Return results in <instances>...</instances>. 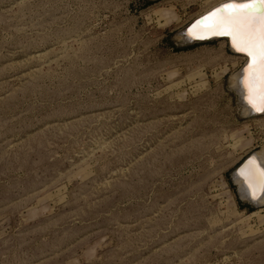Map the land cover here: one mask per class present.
Instances as JSON below:
<instances>
[{
  "label": "rangeland",
  "instance_id": "obj_1",
  "mask_svg": "<svg viewBox=\"0 0 264 264\" xmlns=\"http://www.w3.org/2000/svg\"><path fill=\"white\" fill-rule=\"evenodd\" d=\"M218 1L0 0V264H264L245 59L180 40Z\"/></svg>",
  "mask_w": 264,
  "mask_h": 264
},
{
  "label": "snow or ice",
  "instance_id": "obj_2",
  "mask_svg": "<svg viewBox=\"0 0 264 264\" xmlns=\"http://www.w3.org/2000/svg\"><path fill=\"white\" fill-rule=\"evenodd\" d=\"M199 28L200 32L193 29ZM189 30L194 38L228 36L233 48L249 60L240 81L246 89L247 103L257 112H264V0H232L217 7ZM239 175L247 184L251 195L264 192V173L259 172L255 161L242 169Z\"/></svg>",
  "mask_w": 264,
  "mask_h": 264
},
{
  "label": "bare ground",
  "instance_id": "obj_3",
  "mask_svg": "<svg viewBox=\"0 0 264 264\" xmlns=\"http://www.w3.org/2000/svg\"><path fill=\"white\" fill-rule=\"evenodd\" d=\"M213 1V0H210ZM232 2V0H219L218 2H216L215 4H213L212 6H210L207 10H205L203 13H201L200 15L196 16L194 19L201 17L202 18L204 16H206L208 13H210L211 11H213L214 9H216L217 7H220L223 4L226 3H230ZM237 2H242V0H237ZM193 19V20H194ZM196 23H194L192 25V27L190 29H193V26L196 25ZM194 32H200L201 29L196 28L193 29ZM213 35H209L206 32L203 33V37L204 38H210ZM183 42H190L192 39H196L194 38V36L189 35V31L186 33L185 36H181L180 37ZM204 38H197V39H204ZM212 41V39H210ZM213 40H220L218 38H213ZM223 40V39H222ZM226 42V44L229 46L230 50L232 51V53L243 57L244 60V65L242 67V70L238 73L237 75V81L235 83V86L237 88H234L235 91L237 92L238 96H239V100H240V105L243 107V112L245 115L249 116V117H259V116H263L264 112H257L254 109L251 108V106L247 103L245 97L247 95L246 89L244 88L243 84L240 83V81L243 79V75H244V69L247 67L248 64V60L249 58L240 52H237L233 46H232V41L231 38L228 37V40H223ZM258 113V114H257ZM264 152V151H263ZM255 161V165L258 168L259 172L264 173V154H253L251 155V157L247 160L246 164L244 165V167H242L239 171H237L236 173L233 174V178L237 181V183H239V187H238V191L240 189V192L242 194H240V197H242L243 200H246L248 202H250L251 204L255 205L256 207H259V204L264 203V192H258L256 195V198H253L251 195V191L249 190L247 184L244 182L243 178L239 175V173L241 172L242 169H245L249 166L250 162ZM259 205V206H257ZM264 205V204H263Z\"/></svg>",
  "mask_w": 264,
  "mask_h": 264
},
{
  "label": "water",
  "instance_id": "obj_4",
  "mask_svg": "<svg viewBox=\"0 0 264 264\" xmlns=\"http://www.w3.org/2000/svg\"><path fill=\"white\" fill-rule=\"evenodd\" d=\"M202 20V16L201 17H198L194 20H192L181 32H180V36H185L186 33L190 30V28L192 27V25L194 23H196L197 21H200ZM213 38H218V39H223V40H228V36H212L210 38H204V39H192L190 42H184V43H187V44H192V43H196V42H208V41H211L210 39L213 40ZM244 65V64H243ZM243 67V66H242ZM242 70V68H241ZM240 70V71H241ZM258 114V113H257ZM253 155V154H251ZM251 155L247 156L246 158H244L240 164L233 170L232 172V178H233V174L236 173L237 171H239L242 167H244V165L246 164L247 160L251 157ZM234 179V178H233ZM235 181V179H234ZM239 192V191H238ZM240 195V194H239ZM250 203V202H249ZM251 204V203H250ZM253 205V204H252ZM255 206V205H253ZM256 207V206H255Z\"/></svg>",
  "mask_w": 264,
  "mask_h": 264
}]
</instances>
